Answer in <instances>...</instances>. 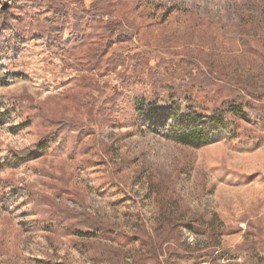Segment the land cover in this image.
I'll list each match as a JSON object with an SVG mask.
<instances>
[{"label":"rangeland","instance_id":"rangeland-1","mask_svg":"<svg viewBox=\"0 0 264 264\" xmlns=\"http://www.w3.org/2000/svg\"><path fill=\"white\" fill-rule=\"evenodd\" d=\"M65 1L79 12L95 2L97 19L123 30L114 28L106 52V37L93 31L67 60L39 38L24 40L1 64L9 83L0 85V264H155L139 242L120 262L80 242L73 233L90 217L116 237L170 228L161 264H264V246L248 242L264 236L262 112L244 111L240 138L218 134L195 149L154 119H137L133 106L137 95L154 96L148 69L165 76L216 60L264 80L254 54L264 51V0ZM72 32L69 23L65 42ZM238 32L247 44L234 40ZM156 104L172 109L166 92ZM63 120L85 129L31 152Z\"/></svg>","mask_w":264,"mask_h":264},{"label":"trees","instance_id":"trees-1","mask_svg":"<svg viewBox=\"0 0 264 264\" xmlns=\"http://www.w3.org/2000/svg\"><path fill=\"white\" fill-rule=\"evenodd\" d=\"M5 1H8V4L5 3L4 9L0 12V85L9 83V78L1 64L4 61H12L23 52L26 42L24 40L39 38L54 54L67 60L79 56L81 48L88 39L91 40L93 31H99L103 38L106 37L104 48L106 52L110 46L111 34L116 32L113 31L114 28L123 30L113 24L104 26V23L97 19L100 11L95 2L89 9H81L79 12L77 9L71 10L65 0ZM69 23L73 24L74 39L65 42L64 34ZM258 24L264 25V20L259 21ZM247 35L238 32L233 38L239 44L241 42L245 45L248 43ZM261 38L264 36L261 35ZM254 54L264 59L261 46L254 51ZM207 57H209L208 54ZM91 60L95 64L99 62L98 59L91 58ZM216 63V60L212 63L208 60L204 62L206 67L203 69L201 67L189 69L191 65L184 64L183 67L178 68L181 74L179 78L176 77L180 75L176 74V70L170 75L166 73L165 76H161L160 73L148 69L147 76L154 96L152 98L144 95L135 96L133 106L136 118L154 119L153 122L163 126L162 128H169L166 130V136L170 139L195 149L210 145L218 134L233 139L240 138L242 135L240 124L245 121L244 111L248 108L259 109L262 112L264 127V80L238 73L234 69L227 71V67L216 66ZM143 64L144 62L141 66ZM136 72L138 74L135 78L143 80L145 75L142 71ZM175 79L179 80L180 84H175ZM165 92L169 95L172 108L168 114H162L156 109L157 99ZM84 129L85 126L78 122H72V124L66 120L55 122L51 126L52 132L45 136L34 149H31V152L35 153L44 142H47L43 145L46 147L56 143L61 146L65 141L63 132L75 130L83 132ZM85 223L86 226H81V231H74L73 235L83 244L90 242L93 250L103 248V254L120 262L124 261L130 244L139 242L141 246L148 249L147 254H143L144 259L161 264L160 252L169 239L170 233L167 231L170 228L166 231L167 233H164L160 226L156 228V232L154 229L152 232L145 231L132 236L116 237L114 227L111 225L91 217L86 218ZM184 226L197 232L192 223ZM70 229L73 230V228ZM248 242L262 247L264 236L257 237L256 241L248 240ZM99 257L103 255L99 254ZM134 261L139 263L138 259Z\"/></svg>","mask_w":264,"mask_h":264}]
</instances>
